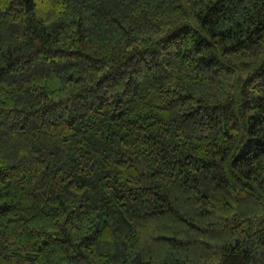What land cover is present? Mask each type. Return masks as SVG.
Returning a JSON list of instances; mask_svg holds the SVG:
<instances>
[{
	"label": "trees",
	"instance_id": "16d2710c",
	"mask_svg": "<svg viewBox=\"0 0 264 264\" xmlns=\"http://www.w3.org/2000/svg\"><path fill=\"white\" fill-rule=\"evenodd\" d=\"M0 264H264V0H0Z\"/></svg>",
	"mask_w": 264,
	"mask_h": 264
}]
</instances>
